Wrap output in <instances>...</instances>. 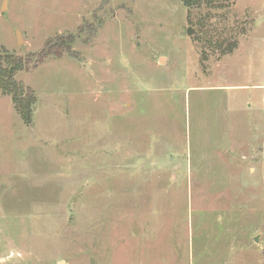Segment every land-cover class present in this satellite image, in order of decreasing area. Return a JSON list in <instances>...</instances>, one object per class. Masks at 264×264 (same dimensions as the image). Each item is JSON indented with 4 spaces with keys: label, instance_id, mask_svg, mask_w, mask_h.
Here are the masks:
<instances>
[{
    "label": "rangeland",
    "instance_id": "obj_1",
    "mask_svg": "<svg viewBox=\"0 0 264 264\" xmlns=\"http://www.w3.org/2000/svg\"><path fill=\"white\" fill-rule=\"evenodd\" d=\"M0 57V264H264V0H0Z\"/></svg>",
    "mask_w": 264,
    "mask_h": 264
},
{
    "label": "trees",
    "instance_id": "obj_2",
    "mask_svg": "<svg viewBox=\"0 0 264 264\" xmlns=\"http://www.w3.org/2000/svg\"><path fill=\"white\" fill-rule=\"evenodd\" d=\"M184 6L198 7L201 4H207L209 6L220 0H181ZM22 69L20 62L9 59V57H0V93L9 95L13 107L19 115L21 121L26 124H31L34 105L36 103V97L34 93L27 90L19 82L16 81V73Z\"/></svg>",
    "mask_w": 264,
    "mask_h": 264
},
{
    "label": "water",
    "instance_id": "obj_3",
    "mask_svg": "<svg viewBox=\"0 0 264 264\" xmlns=\"http://www.w3.org/2000/svg\"><path fill=\"white\" fill-rule=\"evenodd\" d=\"M186 33H187V35H191L193 32H192V30L190 28H188ZM229 146H230V139H229V134H227L224 137L222 144L220 145V149L223 150V151H226ZM132 232H134V234L137 235L136 225H134Z\"/></svg>",
    "mask_w": 264,
    "mask_h": 264
}]
</instances>
